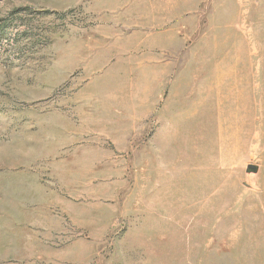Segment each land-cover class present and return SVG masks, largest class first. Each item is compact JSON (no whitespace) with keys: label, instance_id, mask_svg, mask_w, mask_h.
Wrapping results in <instances>:
<instances>
[{"label":"rangeland","instance_id":"374dc122","mask_svg":"<svg viewBox=\"0 0 264 264\" xmlns=\"http://www.w3.org/2000/svg\"><path fill=\"white\" fill-rule=\"evenodd\" d=\"M0 264H264V0H0Z\"/></svg>","mask_w":264,"mask_h":264}]
</instances>
